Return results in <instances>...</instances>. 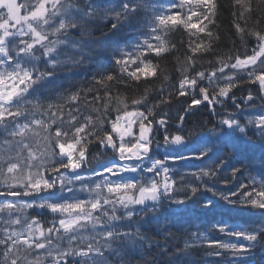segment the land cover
Listing matches in <instances>:
<instances>
[{"label": "snow or ice", "instance_id": "6c2138e0", "mask_svg": "<svg viewBox=\"0 0 264 264\" xmlns=\"http://www.w3.org/2000/svg\"><path fill=\"white\" fill-rule=\"evenodd\" d=\"M221 7L0 0V264H189L201 248L223 264H249L264 250V0H231L239 44L227 52L218 48ZM176 31L187 34L188 52L177 90L186 107L175 120L163 89L154 102L149 88L114 95L160 79L152 60L177 50L166 38ZM84 63L95 68L84 88L57 83ZM245 85L238 97L233 89ZM201 107L215 119L193 120ZM193 205L202 213L219 206L211 229L226 239L190 232L169 252L149 233L175 240L170 229Z\"/></svg>", "mask_w": 264, "mask_h": 264}, {"label": "trees", "instance_id": "16d2710c", "mask_svg": "<svg viewBox=\"0 0 264 264\" xmlns=\"http://www.w3.org/2000/svg\"><path fill=\"white\" fill-rule=\"evenodd\" d=\"M219 3L221 4L219 16L217 19V29L216 32L218 33L220 37V43H219V50L222 52H227L229 48H231L232 43L235 41V43L238 45L239 41L236 38L235 31L233 29L232 23H233V16H232V9L229 7L231 4V0H219ZM106 23V22H105ZM251 26V22H250ZM94 28L96 26H93ZM99 28H101L105 33L108 32V28L104 27V24H100ZM73 36H77L76 33H73ZM96 37H100V31L95 32ZM172 44H175L176 51H173L171 54H165L163 58H156L153 59V64H158V75L160 76V79H152V82L149 84H143L140 85L132 84L130 87H124L120 86L118 89L113 90V94L121 93L124 95H139L140 92L144 88L151 89V93L149 96V99H152L154 102V98L156 96V92L159 89H163V95H168V93L172 94L171 103L169 106L165 107V111L169 113V115L172 117L173 120H175L177 113L180 111L182 107H186L185 101L186 97H178L177 96V90L179 88V80L182 78V71L183 67L180 63V61H183L188 50H187V43H188V36L185 32L182 31H176L174 33H170L166 37ZM195 39V38H193ZM155 43V41H153ZM249 47L253 46L252 42H248ZM69 55H72L71 52H69ZM154 54L149 55V59H152V56ZM109 57L108 52H102L97 59L98 60H107ZM179 58V60L177 59ZM204 61L213 59L210 56H205L202 58ZM207 63H204L203 68L197 66V70H204V68H207ZM95 68L94 66L89 65L88 63H84L80 65L79 67L70 69L71 74L68 73H60L58 76L57 83L62 84L65 88L71 87L72 84L77 83L81 88H84L86 85V82L91 79V75L94 73ZM227 71V70H226ZM164 76H167L169 79L165 81L163 79ZM249 86L245 85L244 87H241L239 90L233 89L234 92H236V95L238 97L246 96L247 95V89ZM255 91V89H252ZM85 96H87V101L89 104L92 102V94H88L87 92L84 93ZM101 95L103 93L101 92ZM190 102V101H188ZM83 103V101H81ZM104 100L96 101L94 107H100L102 104H104ZM113 105L115 104V101L112 102ZM232 110V109H230ZM81 112L84 115L90 114L85 108H81ZM112 116H115V112L112 113ZM187 119V117H186ZM193 120H196L197 122L200 121H207L210 119H215L213 116H209L208 110L204 109L203 107L200 108L199 111L195 113V115L192 117ZM194 163V162H193ZM194 168L191 169H184V171H194ZM227 173V168L225 169L224 173H221V176L223 177ZM85 175H89L85 173ZM79 184H77V188H79ZM219 187L223 189L225 185L220 184ZM207 195L211 196V193H208ZM220 208L219 206L215 211H210L206 213L200 212L195 205L192 206V210L188 213H186L183 217V220L186 221L184 224L177 223L175 227H172L170 229L171 232L176 233L179 237L186 238L188 233L190 232H196L199 230V228H208L207 232H203L204 235L207 237L214 236L218 239L225 240L226 237L223 234H220L219 232H214L211 229V225L214 222H206L205 224H197V222H189V219L191 217L193 218H199V217H206L211 220H217L219 217ZM163 215H168L167 213H164ZM163 215L161 219H163ZM227 215H230L233 217L234 220L239 221L240 223L244 222H253L254 220L258 219V217H252L237 213H229ZM242 217V218H241ZM240 218V219H239ZM210 220V221H211ZM183 230H180V229ZM155 240H157L160 245L164 248H167L169 252H172L175 248H182V246H177L172 244V240L168 243H165L164 235H157L156 231H152L149 233ZM235 242V240L231 241ZM157 252V248L155 246L152 247L151 251L147 254L148 258H151L153 255H155ZM156 259L158 261H163L164 258L160 256H156ZM183 259L181 258L180 264H183ZM189 264H223L221 259L219 257H210L205 255L203 248H201L198 251H193L191 253V256L189 257ZM249 264H264V250H257L255 251L252 256L249 258Z\"/></svg>", "mask_w": 264, "mask_h": 264}, {"label": "bare ground", "instance_id": "6f19581e", "mask_svg": "<svg viewBox=\"0 0 264 264\" xmlns=\"http://www.w3.org/2000/svg\"><path fill=\"white\" fill-rule=\"evenodd\" d=\"M224 173V172H223ZM80 187V186H79ZM227 187V186H225ZM29 212H31V210H29ZM242 218V217H241ZM240 219V218H239ZM209 218H206V217H199V218H193L191 217L189 219V222H197V224H205L206 222H215L216 220H211ZM199 232L203 233V232H207L208 231V228H199L198 230ZM214 236H209L208 238L209 239H212ZM216 238V237H215ZM185 238H182V237H179L178 235H176V239L175 240H172V244L174 245H177V246H182L183 247V241H184ZM181 248V247H180Z\"/></svg>", "mask_w": 264, "mask_h": 264}]
</instances>
